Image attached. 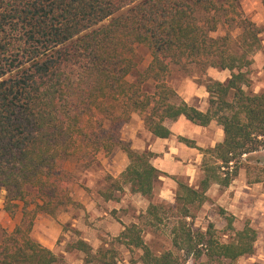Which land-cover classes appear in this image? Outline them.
<instances>
[{
	"label": "trees",
	"instance_id": "trees-1",
	"mask_svg": "<svg viewBox=\"0 0 264 264\" xmlns=\"http://www.w3.org/2000/svg\"><path fill=\"white\" fill-rule=\"evenodd\" d=\"M219 26L224 34L212 36ZM260 33L238 0H0V188L3 211L21 215L11 230L0 231V264H72L31 235L38 214L55 216L75 204L67 160L85 166L119 147L128 164L111 190L127 185L129 194L152 197L163 173L151 163L153 153L132 149L115 131L133 113L158 138H168L165 121L179 117L200 126L215 122L223 138L200 148L196 184L173 177V204L149 202L141 223L123 224L95 250L82 238L70 241L82 264H117L118 246L130 253L129 264H237L254 254L257 232L248 222L236 229L234 216L219 209L228 233L223 241L212 223L202 230L192 220L208 188L227 187L244 165L248 183L264 184V166L252 176L244 162V155L264 150V91L248 89L254 55L263 49ZM138 46L150 61L136 71ZM172 66L200 75L227 70L229 76H205L207 106L199 110L169 83ZM147 83L152 91L144 89ZM111 190L105 199L114 198ZM163 226L170 248L155 253L145 229Z\"/></svg>",
	"mask_w": 264,
	"mask_h": 264
},
{
	"label": "crops",
	"instance_id": "crops-1",
	"mask_svg": "<svg viewBox=\"0 0 264 264\" xmlns=\"http://www.w3.org/2000/svg\"><path fill=\"white\" fill-rule=\"evenodd\" d=\"M207 71L208 75H210L214 80L224 81L227 78V76L224 79L219 78L221 75H223L224 70H214L212 68H208L206 70V73ZM169 83L176 90L180 99L184 100L192 106H195L199 110H204L206 108L207 96L205 95L208 94L206 92L205 86H194V83L188 79H184L182 80V82L180 80L176 84H174L172 81H169ZM195 87L198 89H203V93L201 94L202 96L200 95V97H205L206 104L204 103V105L206 106H202V99L196 98L198 94L197 92H195ZM198 103L200 104L199 107L197 105ZM137 118L138 122L136 123L134 121H136ZM128 122L130 124L127 126L126 129H124L122 135H120L121 140L129 142L131 148L136 151L146 150L153 153L151 163L157 169L163 172L158 177V179L160 180L158 196L161 199H165L168 201H174L176 182L173 177L178 178L179 176H185L187 177V180H181L188 182L190 185L196 184V178H198L196 177V175H198L200 171V164L203 157L200 148L205 149L213 147L223 138L222 128L215 122H211L207 126H200L191 123L184 117H179L174 121L166 120L165 125L172 133L168 138H158L152 135L145 128L142 119L137 113H133ZM139 129L144 139L146 140H142L139 142ZM179 136L187 138L193 141L194 143L192 144V146H189L186 143L180 141L178 139ZM121 151L122 150L117 147L110 154L106 155L104 153H99L105 158V166L109 167V172L113 176V178H116L128 164V158L126 156V153L124 151ZM113 154H120L122 156L121 168H115L114 165H112L113 160L111 161L110 156ZM248 155L244 156L245 163H247L245 157H247ZM193 180H195V183H192ZM127 189L129 192L128 186ZM75 192V190H72L70 192L71 197L75 204H78L80 206L82 205L85 208L87 207L86 210H84V214L89 216L88 221L90 222L89 224L91 229V225L95 226V224H93L92 222L98 221L97 217L100 215L99 210L91 206V204H87L88 201L92 199H88L87 196L84 195V193H82L81 191H78V193L76 192L77 194H75ZM131 195L146 198L138 194ZM206 195L208 199L210 198L214 202L213 205H217L219 209H223L227 214H231L234 216L232 222V226L234 228L241 229L244 224L248 222L249 225L256 230L257 234L262 237L264 236V184L263 182L248 183L245 166L239 169L238 175L232 180V182L227 187H220L218 184L214 183L208 188V190L206 191ZM113 196L115 197L116 195L113 194ZM95 200L98 202L101 201L106 206L105 202H110L111 199H105L103 195L99 192ZM71 206L72 205H69L68 208H71ZM59 211L56 213V216L38 214L31 231V235L35 240H37L42 245L49 248L56 254H58L55 250L56 243L64 232L63 228L68 227V225H70L71 227H76L78 230H80L82 229L83 220H85V217L82 220V217L79 216L80 214H78V216H74L71 210L63 211L61 213H59ZM101 216H104L103 219H100V221L102 222L103 227H105L106 232L112 233V235L114 236H117L119 232L123 229V224L132 223H119L118 221L116 222V220L114 221L112 217H109L106 211H103ZM20 217V213H17L14 218H10L3 211V201L0 200V221H2V227L7 228V230H11L15 226V224L19 222ZM254 223H259L258 228L253 226ZM93 231H98V229L96 228ZM79 238H82L87 241L94 250L97 249V247L101 243L100 241L99 245L95 248L91 244L85 233H81L79 235ZM256 243L257 240L255 241L254 254L248 257H241L242 259L247 258V260H253L257 257L261 261L264 260V256L262 255V253L256 252ZM82 257L83 255L81 256V262L79 264H82ZM62 260L63 262H70L65 260L63 257ZM70 263L77 264L74 262Z\"/></svg>",
	"mask_w": 264,
	"mask_h": 264
},
{
	"label": "rangeland",
	"instance_id": "rangeland-1",
	"mask_svg": "<svg viewBox=\"0 0 264 264\" xmlns=\"http://www.w3.org/2000/svg\"><path fill=\"white\" fill-rule=\"evenodd\" d=\"M239 9L243 12L245 16L250 18L258 27L261 29L260 37L262 39V45L263 49L259 52H257L254 55V61L253 64L250 66V83H249V90H252L254 92L264 91V7L261 4L260 0H238ZM238 33V30L236 29L233 32V36H235ZM224 34L223 27L219 26L217 31L212 32V36H220ZM137 55V61L138 66L137 70L144 69L147 64L150 61V55L148 50L144 46H138L136 50ZM214 70H218L215 68H212ZM135 71V72H136ZM135 72L130 74L127 78L129 80L134 79ZM205 76L212 78L210 75H208V71L206 75H200L196 72V70L193 67L190 66H172L170 74L168 76L169 81L173 82L174 84L178 83L180 80L188 79L191 80L194 83V86L198 85H204L205 82ZM228 77V72L224 70L223 75H221L219 78L224 79L225 77ZM213 79V78H212ZM184 87V86H183ZM144 89L147 91H152L153 84L147 83L144 86ZM195 92H197L198 99H202L201 103L202 106L205 103V97H200V95L203 93L202 88H196ZM202 96V95H201ZM204 96V95H203ZM207 96V95H205ZM207 99V98H206ZM206 104V103H205ZM198 107L200 104H197ZM138 122V118L136 121ZM130 123L127 122L125 124L119 125L116 127V130L120 135H122V132L124 129L127 128V126ZM106 126H108V123H106ZM138 139L139 142L144 139L142 133L140 132V129L138 131ZM122 152V151H121ZM245 156V155H244ZM112 165H114L115 168H121V162H122V156L120 154L117 155H111L110 156ZM247 160L248 166L251 167L252 176H255L257 174V168L259 166H264V150L253 153L245 157ZM105 158L103 156L96 155L94 158L90 160V163L88 165H80L76 163L73 160H67L64 162V166L70 170L73 174V180L71 183V191L75 190L77 193L78 191H81L84 193V195L87 196L88 199L91 202L88 201V205L91 204V206L97 208L99 210V216L97 217L98 221H93L92 223L95 224V226L91 225L90 229V222L88 221L89 216L84 214V210H86L85 207L82 205L74 204L71 206V208H64L59 211V213L67 210H71L73 212L74 216H79L83 218L85 217V220H83L82 229L78 230L76 227H71L68 225V227H64V232L58 239V242L56 243V251L59 255H61L65 260L74 262L79 264L81 262V253L76 251L75 249H71L68 247V243L72 240H75L79 238V235L81 233H85L91 242V244L96 248L101 239L103 238H110L113 237L112 233L106 232L105 227H103L102 222L100 219H103L101 216L103 211H106L109 217H112V219L119 223H129V222H139L141 223V216L145 211V208L148 204V202H165L167 204H173L172 201H168L165 199H161L158 196L159 193V186H160V180L157 179L155 182V188L154 192L151 198H142L138 196H134L129 194L127 186L123 185L122 191H113L111 190L110 184L113 180V176L109 172V167L105 166L104 163ZM124 162V160H123ZM246 166V165H244ZM201 172L199 171L198 175H196V181L199 179ZM180 179L187 180V177H178ZM195 180L192 181V183ZM191 183V184H192ZM112 192V194L116 195L113 199L110 200V202L104 203L101 201H96V196L100 192L101 194L106 193L107 191ZM75 192V194H77ZM5 191L4 189L0 188V200L3 201ZM117 198V199H116ZM213 201L209 198L200 208L195 212V217L192 220L193 227L194 228H202V230L206 227L208 223H212L215 228L218 230L221 239L223 241H226L228 238V233L224 232L226 221L224 218L220 217L218 215L219 207L217 205H213ZM121 204V206H120ZM89 208V207H88ZM170 215V213H168ZM56 216V215H55ZM168 222V221H166ZM2 221H0V231L2 228ZM259 223H254L253 226L258 228ZM239 225V224H238ZM263 226V225H262ZM98 229V231H93L94 229ZM7 229V228H5ZM94 232V233H93ZM145 241L149 244L151 249L155 253H159L163 250L170 248V238L168 236V231L165 229V226L161 227V229H158L157 231H151V229L146 228L145 229V235H144ZM257 243H256V252H261L264 256V236H260L257 234ZM121 254V259H119L117 264H129L130 260V253L125 250L124 247L118 246ZM137 252H134V256H137ZM186 264H192L191 261H188ZM237 264H264V260L261 261L259 258H255L253 260H247V258L239 259L237 260Z\"/></svg>",
	"mask_w": 264,
	"mask_h": 264
}]
</instances>
